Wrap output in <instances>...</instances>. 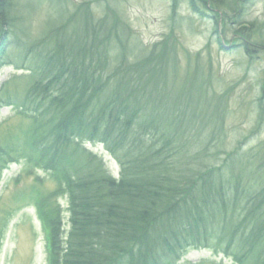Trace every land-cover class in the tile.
<instances>
[{
    "label": "trees",
    "instance_id": "trees-1",
    "mask_svg": "<svg viewBox=\"0 0 264 264\" xmlns=\"http://www.w3.org/2000/svg\"><path fill=\"white\" fill-rule=\"evenodd\" d=\"M13 2L0 3L1 40H5L0 62L4 58L6 64L14 58L7 44L10 35L3 30L17 28L9 16L16 6ZM78 12H74V22L80 21L76 36H60L68 28L64 13L45 29L53 37L45 31L35 44L25 42L23 47L20 43V54L32 57L31 75L25 76V85L0 89V109L20 107L32 120L28 126L22 124L20 132L13 129L18 134L0 129V180L6 157L23 159L50 170L63 181V189L56 194L68 193L71 198L70 236L56 264H177L187 248L216 240L228 243V237L246 244L235 249L245 264H264V203L260 205L264 196L252 207L240 206L238 197L225 199L216 181L202 184L198 179L203 176L208 181L213 174L208 168L213 167L198 157L191 161L186 151L188 142L200 141L194 126L203 123L209 109L195 107L186 121L188 136L185 131L183 135L167 133L165 111L157 105L154 74L138 64L127 66L123 52L115 58L118 68L110 70L96 47L106 36L96 30L97 35L83 44L87 9L82 20ZM198 96L203 98L204 91ZM188 99L183 97L176 106L180 115L186 106V117L191 108ZM89 142L104 144L113 153L121 165L119 179L114 180L103 161L86 150ZM238 194L236 189L232 196ZM229 209L235 217L228 215ZM62 219L63 212L52 210L55 227ZM239 225L246 226L245 232ZM1 226L0 222V242ZM251 253L258 256L257 261L249 259Z\"/></svg>",
    "mask_w": 264,
    "mask_h": 264
},
{
    "label": "rangeland",
    "instance_id": "rangeland-1",
    "mask_svg": "<svg viewBox=\"0 0 264 264\" xmlns=\"http://www.w3.org/2000/svg\"><path fill=\"white\" fill-rule=\"evenodd\" d=\"M5 1L0 0V3ZM15 2L14 12L9 16L13 17L11 23L17 28H3L10 35L7 44L11 45L14 58L11 64H6L8 62L4 58L0 62V89L4 85H25L24 81H28L25 76L31 75L28 68L31 67L32 57L20 54V43L23 47L25 42L35 44L50 23L54 25V21H58V17L64 16V13L69 20L64 21L68 28L60 36H76L80 21L74 22V12L78 9V19L82 20L87 9L82 25L83 44L97 35L96 30L102 31L106 37L96 42V47L100 51L99 56L109 62L110 70L118 68L115 58L123 52L127 54V66L138 64L154 74L153 84H156L159 99L157 105L166 113L171 111L170 114L174 112V116L180 115L176 109V106H180L177 105L179 100L181 103L186 96L191 100L194 93L198 95L204 91V100L200 99V103L207 101L203 103L204 109L211 106L202 117L203 123L194 126L200 141L186 145L191 161L198 157L213 167L208 168L213 173L208 181L206 177H198L201 183L216 181L215 186L220 185L229 191L232 184L247 188V191H264V168L262 163L253 162L264 157V0ZM227 14H233L236 19H227ZM45 34L54 36L49 31ZM105 42L108 46H105ZM4 43L0 31V46ZM103 47H107L105 52ZM154 62L156 64L152 69L147 68V64ZM194 78H198L202 85ZM194 81H197L196 84ZM170 87L173 90L168 91ZM195 105L191 106L187 118L194 115ZM14 111L5 107L0 110V129H4V133H17L14 131L16 128L20 132L22 124L29 125ZM168 115L165 114L164 120L167 126L171 121ZM198 120L199 117H195V121ZM179 124L174 122L169 126V134L180 133L182 129ZM189 130H185L186 136ZM17 136L21 137V133ZM87 148L103 157L110 170L118 173L120 166L102 146L88 145ZM175 151L179 152V149ZM22 163L24 160L20 159V168ZM16 173H19V168L10 165L2 174L0 183V222L3 229L0 264H46L44 231L39 226L31 201L30 186L34 181L23 174L20 184L13 185L12 177ZM53 182L50 179V183H46V192H53ZM67 203L66 198L60 196L50 197L46 205L50 210L66 212ZM57 225L56 236L59 237L63 229L65 233L62 238H66L71 228L67 214H64L63 222ZM208 257L206 251L190 250L182 261L199 262Z\"/></svg>",
    "mask_w": 264,
    "mask_h": 264
}]
</instances>
